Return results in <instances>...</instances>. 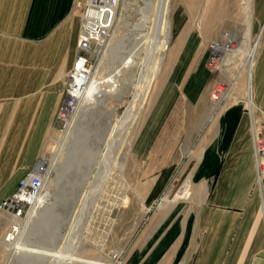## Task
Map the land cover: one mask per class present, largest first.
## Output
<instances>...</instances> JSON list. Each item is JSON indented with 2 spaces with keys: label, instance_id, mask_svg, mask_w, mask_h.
Instances as JSON below:
<instances>
[{
  "label": "crops",
  "instance_id": "1",
  "mask_svg": "<svg viewBox=\"0 0 264 264\" xmlns=\"http://www.w3.org/2000/svg\"><path fill=\"white\" fill-rule=\"evenodd\" d=\"M86 1L0 0V206L48 151L77 56L78 5ZM255 31L261 39L251 108L216 107L209 55L189 37L174 50L133 145V163L141 166L135 178L150 180L147 194L154 196L166 194L174 177L188 179L186 198L195 202L161 204L122 264H264V199L253 139L264 111V0H253ZM180 164L189 170L177 171Z\"/></svg>",
  "mask_w": 264,
  "mask_h": 264
},
{
  "label": "rangeland",
  "instance_id": "2",
  "mask_svg": "<svg viewBox=\"0 0 264 264\" xmlns=\"http://www.w3.org/2000/svg\"><path fill=\"white\" fill-rule=\"evenodd\" d=\"M158 1L122 0L112 38L100 52L91 77V81L109 77L116 80L104 83L103 92L94 102L86 104L82 100L68 131L54 137L53 132L51 139L56 142L50 141L46 153L52 162V175L45 190L51 201V217L45 216L42 203L28 223L22 221L27 225L16 232L14 242L6 240L11 222L0 218V264H56L72 254L76 255L71 264H79L75 263L78 259L93 264H122L161 204L195 202L186 198L188 179L184 178L162 181L168 183L164 195L147 194L151 181L135 178L141 166L133 163L134 142L164 87L175 59L174 50L183 37L184 41L189 37L190 43L209 59L212 51L221 59L220 66L212 70L210 92L215 106L224 109L247 104L250 96L252 102V73L261 33H251L253 0H239V7L234 9L239 12L237 28L232 12L222 21L223 27L215 25L212 29L209 20L217 2L232 10L238 0H169L170 41L166 52L157 53L164 60L147 88L145 80L151 77L155 64L151 61L153 52L144 44L147 38L156 39L154 13ZM148 3L151 8L147 15ZM244 22L249 40L229 64L231 53L216 54L215 46L224 43V36L233 30L245 39ZM216 87L221 89L218 100L212 98ZM131 110V120L127 117L125 126L111 134ZM183 166L175 169L187 172L189 169ZM95 188L98 190L93 193Z\"/></svg>",
  "mask_w": 264,
  "mask_h": 264
},
{
  "label": "built area",
  "instance_id": "3",
  "mask_svg": "<svg viewBox=\"0 0 264 264\" xmlns=\"http://www.w3.org/2000/svg\"><path fill=\"white\" fill-rule=\"evenodd\" d=\"M122 0H87L79 4L82 15V29L79 37L77 56L72 70L65 81V98L56 117V131L61 135L69 130L77 114L81 100L86 93L100 52L108 45L114 33L119 7ZM221 59L212 51L208 66L211 70L220 66ZM221 89L216 87L212 93L219 99ZM251 108L253 101L247 103ZM259 123L253 127L255 155L258 167V184L264 199V111H260ZM49 158L43 156L23 178L16 191L7 197L0 206V212L14 219H28L30 212L40 210L39 198L45 193L50 179Z\"/></svg>",
  "mask_w": 264,
  "mask_h": 264
},
{
  "label": "bare ground",
  "instance_id": "4",
  "mask_svg": "<svg viewBox=\"0 0 264 264\" xmlns=\"http://www.w3.org/2000/svg\"><path fill=\"white\" fill-rule=\"evenodd\" d=\"M168 2H169V0H159L158 1L157 10H156V13H154L155 14V37L154 38H156V39L155 40H150V39L148 40V38H147V41L144 44L145 45V48L147 50H151L153 52V56L154 57L157 56V58L154 59V57H152V59H151V61L154 62V64H155L154 66L155 67L153 69L152 75L149 78V80H145V83H147V88L151 85V83L153 82V80L159 74L161 64H162V62L164 60V56H160L159 57L157 55V53L159 51H161V52L164 53V51L167 50L168 45H169V41H170V26H169L168 18H167V14H168V11H169L168 10L169 9ZM238 3H239V0L235 4V6H233V7L231 6V9L232 10H230L229 8H226L220 1H218L217 4H216V6H215V8H214V10H213V13L210 16V20L209 21L211 23V29L215 25H219V26L223 27L224 26V22H222V21L224 19H226L227 17H229L232 14V12L234 13V15H233V22L235 24V28H237V26L239 25V12L237 10H234V9H237ZM150 8H151V3H148V12H147V15L150 12ZM146 19H147V16H146ZM245 25H246V30H245V34H244V35H246V36H244L245 39H243L241 36L239 37V35H240L239 32H237L236 30H233L232 32H230V33H228L227 35L224 36V38H223L224 39V43H222V44L221 43H218L215 46L216 54H222L223 55V53H225V52L231 53V56H233V57L230 56V58L228 60L229 61V64H230V61L232 62L234 56H237L238 55V53H239V47H241L243 44H245L249 40V37L247 35V32H248L247 27H248V25H247V23H245ZM146 27H148V26H146ZM151 38H152V36H151ZM239 39L240 40L242 39V41L240 43H239ZM141 42H143V41H141ZM146 45H147V47H146ZM139 46H141V44ZM137 49H138V53H139L141 51V47H139ZM255 53H256V50H255ZM251 57H252V55H251ZM115 80H116V78H110V77L107 78L105 81H100L99 79H93L91 81V83H90V85H89L86 93L84 94V96L82 98L83 103H84L85 100H86V102H85L86 104H89V103L94 102L98 98V96L103 92V90H104L103 89V84L104 83H112ZM139 86H141V85L139 84ZM82 100H81V102H82ZM134 110H135V108H134ZM134 110H131L130 113H129V115H126L124 118H122L121 122L113 128L111 134H113L114 132H117L118 130L122 129V127L125 126V123L127 121L126 118L128 117V120H129L130 119L129 116L131 115V113ZM78 111H79V108H78ZM55 135L59 136L61 134L58 133L57 131H55V134L53 135V137ZM52 141L56 142L55 139H51V142ZM48 163H49L50 169H51V164H50L51 161L48 162ZM70 166H71V164L68 165L67 167H65L66 168V172L70 168ZM50 169H49V173H50V176H51V170ZM97 190L98 189L95 188V190L93 191V193L96 192ZM46 194H48V192ZM46 194L44 193L43 195H41V197L39 198L38 201H39L40 204L43 203V205L45 206L44 207L45 208L44 209L45 210V216H48L49 217V214H51V212L49 211L50 210V207L49 206L51 204V201H49V198L46 197ZM51 199H52V196H51ZM164 203H166V204H163V206L167 205L168 204V201L167 202H164ZM37 211H39V210L38 209L37 210H34V211L32 210L30 212V214L28 216V219H25V220H27L26 223H28V221L32 217H34V215H35V213ZM1 218L4 219L7 222H11V225H12L11 228H10L11 233L8 234V237H7L6 240L8 242H14L16 232H20L19 230L21 228L23 229L25 227V225H27V224L23 225L22 224V221L17 220V219H14L13 217H10V216L8 217L5 213H2V212H1ZM49 218H48V220H49ZM71 249L73 250L75 248H72L71 247ZM75 255L76 254H72L70 257L65 258L63 260H60L56 264H71L74 261ZM78 261H80V260L78 259L76 262H78Z\"/></svg>",
  "mask_w": 264,
  "mask_h": 264
}]
</instances>
